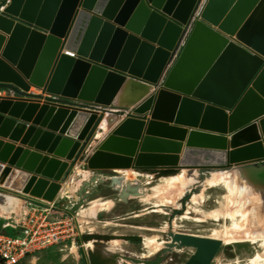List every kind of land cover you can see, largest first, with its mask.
Here are the masks:
<instances>
[{"label":"water","instance_id":"water-1","mask_svg":"<svg viewBox=\"0 0 264 264\" xmlns=\"http://www.w3.org/2000/svg\"><path fill=\"white\" fill-rule=\"evenodd\" d=\"M126 81L146 94L113 109ZM0 90V186L48 202L109 115L88 170L262 163L264 0H0Z\"/></svg>","mask_w":264,"mask_h":264},{"label":"rangeland","instance_id":"rangeland-1","mask_svg":"<svg viewBox=\"0 0 264 264\" xmlns=\"http://www.w3.org/2000/svg\"><path fill=\"white\" fill-rule=\"evenodd\" d=\"M186 35L187 32L181 43ZM127 84L124 87L133 94L130 82ZM31 93L40 92L32 88ZM132 98L133 95L117 97L113 109L118 104H129ZM113 125L101 126L93 142L98 145ZM87 159L81 157V167L61 184L50 202L73 218L75 236L21 264H93L94 259L99 264H186L195 248L174 240L176 234L219 240L221 245L209 264H253L249 262L253 255L262 252L258 242L222 239L232 224L227 214L231 207L225 205L223 188L210 177L230 172L241 182L238 171L244 167L135 170V175L132 170H88ZM253 166H264V162ZM173 178L178 181L171 188L169 181ZM261 187L260 194L251 188L254 205L250 203L246 209L255 206V218L264 230V181ZM0 194V228L7 217L19 213L25 200L34 199L1 186ZM234 221L238 222L237 217Z\"/></svg>","mask_w":264,"mask_h":264},{"label":"built area","instance_id":"built-area-1","mask_svg":"<svg viewBox=\"0 0 264 264\" xmlns=\"http://www.w3.org/2000/svg\"><path fill=\"white\" fill-rule=\"evenodd\" d=\"M0 228V264H21L34 254L72 239L73 218L53 203L25 200Z\"/></svg>","mask_w":264,"mask_h":264},{"label":"bare ground","instance_id":"bare-ground-1","mask_svg":"<svg viewBox=\"0 0 264 264\" xmlns=\"http://www.w3.org/2000/svg\"><path fill=\"white\" fill-rule=\"evenodd\" d=\"M129 82H130V85H133L132 83H136L141 86L139 87V89L135 88L134 85H133L134 88H131V90L133 91H136V90L139 91V94L136 95L135 92H133L132 94L129 88L124 87L125 86L124 85L123 86L124 88L121 89L117 97L119 98L121 96L133 95L132 102H136L144 94H146V91H145L146 89L142 91V88L144 85L136 81L134 82L126 81L125 84ZM30 91L32 92V88L30 89ZM104 124L105 122L103 121L101 126H105ZM129 170H132L131 171L132 174H135V175H138L137 171H141V170L135 171L133 169H129ZM238 174L240 175L242 179L241 182H237L235 178L232 176V173L230 172H225L223 174H215L210 177V179L216 185H219L220 187L223 188L225 192V197H224L225 205L231 207V210L227 212V214H228V217H230V219L232 220V224L230 228L228 229V231L222 234V239H224L225 241H229V242L248 241L253 244L254 242L255 243L258 242L259 247L262 250V252L260 254L255 253L249 262H252L253 264H264V258H263L264 257V241H263L264 240V230L262 229V227H260V223L257 220V218H255L256 216L255 208H254L255 206L254 207L252 206L246 209V206L248 204L254 202L253 199H250L251 188H254L255 191L258 193L261 191V188H262L261 184L264 181V166H253V165L246 166L242 169H239ZM177 181L178 180L175 178L169 181L171 188H173L176 185L175 183H177ZM20 193L28 197L37 199V200H41L43 202H48L42 199L41 197L35 198L33 196H30L29 194H25L22 192ZM258 200H256L255 202H257ZM235 217H237L238 222L234 221ZM261 254L263 256H261ZM94 262L95 264H99V262L95 259H94Z\"/></svg>","mask_w":264,"mask_h":264},{"label":"crops","instance_id":"crops-1","mask_svg":"<svg viewBox=\"0 0 264 264\" xmlns=\"http://www.w3.org/2000/svg\"><path fill=\"white\" fill-rule=\"evenodd\" d=\"M31 92V91H30ZM8 93H7V91L6 90H0V95H7ZM110 119H113L114 121L112 122L114 125H113V127L112 128H114L115 126H117L120 122H121V120L123 119V117L122 116H118V117H116V116H108V120H110ZM106 135V134H105ZM104 135V136H105ZM18 144L16 143L15 144V146H17ZM97 147V142H93V139L88 143V145L86 146V148L84 149V151H83V153H82V156L83 157H85V159L87 158V157H89L91 154H92V152L95 150V148ZM81 167V161L80 162H78V164L76 165V167L74 168V170L72 171V174L73 173H75V171L77 170V169H79ZM1 195V194H0ZM2 196V195H1ZM0 196V197H1ZM1 200L2 199H0V202H1ZM22 207V206H21ZM20 211V210H19Z\"/></svg>","mask_w":264,"mask_h":264},{"label":"flooded vegetation","instance_id":"flooded-vegetation-1","mask_svg":"<svg viewBox=\"0 0 264 264\" xmlns=\"http://www.w3.org/2000/svg\"><path fill=\"white\" fill-rule=\"evenodd\" d=\"M259 165V164H258Z\"/></svg>","mask_w":264,"mask_h":264}]
</instances>
